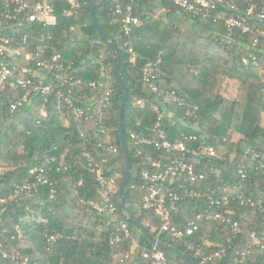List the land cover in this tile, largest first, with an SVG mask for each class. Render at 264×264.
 Wrapping results in <instances>:
<instances>
[{"label":"trees","instance_id":"1","mask_svg":"<svg viewBox=\"0 0 264 264\" xmlns=\"http://www.w3.org/2000/svg\"><path fill=\"white\" fill-rule=\"evenodd\" d=\"M48 1L55 7L58 24L51 28L35 26L31 48L46 44L50 54L56 50L62 54L65 62L74 63L78 70L77 77L84 82H105L112 88V105L106 112V124L117 153L105 165V173L107 176L118 174L117 190L111 197L117 204L126 171L119 135L123 90L114 73L112 50L103 42L91 20L92 6L102 0H75L81 7L78 15L70 19L63 15L64 10L71 7L70 0ZM114 2L111 0L107 7L97 9L96 16L109 39L118 47L121 73L129 89L124 127L131 159V176L126 209L134 219L158 236L156 229L160 219L155 210L136 209V205L143 204L144 198L143 192L132 188L134 183L141 181V160L129 134L131 130L152 128L159 114H162V124L170 140L179 142L186 136L196 135L207 144H212L217 151L225 149L224 155L211 159V162L195 156H188L187 159L197 165L200 173L207 175L202 188L214 191L217 198L225 194L234 197L227 205L219 207L224 216L231 220L230 224L214 219L219 209L210 208L205 200L198 198L174 205L173 226L184 230L190 222L196 221L198 230L190 240L201 248L204 255L226 249L225 256L215 264H264V254H260L255 246L257 240L264 237V161L245 154L246 150L264 154V127L261 125L264 86L250 81L253 70L257 68L251 56H256L259 68L264 69V47L253 46L255 34L241 36L240 32L236 33L231 45H226L220 37L226 34L223 21L214 23L212 20L193 18L171 0L133 2L134 15L140 19V24L142 22L143 26H149L141 42L139 25L133 27L130 37L124 34L119 17L111 12ZM237 4L238 12L228 10L229 16H241L248 24L256 23L255 29L264 31V19L260 17L264 0H239ZM252 6L254 9L250 13ZM221 9L227 10L223 4ZM164 10L168 11L166 19L157 16ZM1 12L0 9V15ZM19 30L21 34L30 32V28ZM43 36L46 37L45 42ZM260 39L264 45V39ZM128 41L138 55L135 64L129 59ZM160 53L163 62L155 84L160 91L175 92L186 101L185 106H180L174 100L167 103L159 92H154L143 81L142 68ZM102 56L106 59L102 60ZM245 58L249 59V64L244 62ZM94 61L99 63L95 65ZM106 73L110 75L108 80H104ZM225 78L237 80L240 84L235 100L224 99L220 94ZM80 92L90 91L86 88L75 89L77 95ZM135 98L145 99L146 106L134 108ZM49 99L46 117L41 114L45 101L43 97L34 99L33 105L18 109L12 117L10 104L14 98L9 92H0V162L12 163L5 174L0 172V195L14 193L15 187L46 155H62L70 149L67 159L72 165L71 175L59 177L55 201L49 199L50 188L46 186L0 207V244H3L4 251L20 256L16 262L3 258L0 253V264H29V261L31 264H147L145 255L153 245L131 223L128 225L138 235L139 247L128 259L126 255L131 249L129 241L109 244L108 237L113 226L105 215L88 203L100 198L99 183L93 173L76 165L73 160L76 156H83L86 151L101 162L113 152L99 147L103 140L97 137L94 123L75 122L68 112L69 126H64L58 109L59 97L52 94ZM79 130L84 132V137H81ZM233 132L244 137L233 141ZM5 143L13 151L7 160H4ZM55 146L59 150H55ZM21 148L23 153L19 152ZM149 154L157 158L167 157L154 149L144 148V157ZM243 168L248 170L245 179L240 174ZM239 193L246 196L245 203L235 198ZM252 202L263 209L253 206ZM27 207L35 213L32 214ZM207 214L211 215L209 219H206ZM199 215L201 217L198 219ZM117 217L124 219L119 211ZM234 223L238 224V229L233 226ZM58 235L60 237L56 242H48L49 237ZM158 237L162 243L176 250L161 249L169 264H188L182 254L189 256L195 264H200L194 253L188 250L187 240L176 239L171 233ZM252 249L254 251L249 253Z\"/></svg>","mask_w":264,"mask_h":264},{"label":"built area","instance_id":"2","mask_svg":"<svg viewBox=\"0 0 264 264\" xmlns=\"http://www.w3.org/2000/svg\"><path fill=\"white\" fill-rule=\"evenodd\" d=\"M134 1L130 0L129 3H125L124 0H115L111 8L112 14L119 17L123 32L127 37H130L134 26L140 25V19L133 13ZM171 1L176 6L186 10L193 18L212 20L214 23L223 21L226 26V34L220 37L228 46L233 43L236 33L240 32L241 36L255 34L253 46L264 47L260 39V37L264 39V31L255 29L256 23L248 24L245 18L241 16H229L228 10L238 12L237 2L239 0ZM70 3L71 7L63 12V15L68 19L76 17L81 7L75 0H70ZM221 4L225 5L227 10L221 9ZM0 9L2 11L0 15L2 20V24H0V58H2L0 61V92H9L14 98L10 104L11 116L13 117L18 109L33 105L34 99L43 97L45 101L41 107V114L46 117L47 107L50 103L49 97L56 94L59 97L58 109L61 114L69 112L75 122L94 123L97 137L103 140L99 143V147L113 153L101 162H97L90 153L84 151L83 156H76L73 160L76 165L94 174L99 183L100 198L88 203L94 210L105 215L109 224L113 226L108 237L110 245H117L124 241L131 243V249L126 255V259H128L139 247V237L130 229L127 220L118 219V202L116 204L111 200L112 195L117 190L118 174L107 176L105 173V165L109 164L113 154L117 153L106 124V112L112 105V88L105 82L87 84L77 77L78 70L74 63L65 62L62 54L56 50L50 54L46 44L36 45L34 49L31 48L32 30L35 26L51 28L58 24L55 7L49 1L0 0ZM253 9L254 6L249 9V12L252 13ZM260 17L264 19V7L261 9ZM22 28L24 30L30 28V32L25 31L21 34L19 29ZM45 38L43 36V42H45ZM216 39L219 40V38ZM126 46L130 54V62L135 64L138 55L131 47L130 41L126 43ZM251 58L255 67H259L256 56L252 55ZM101 59L104 60L106 57L102 56ZM162 62V53L156 59L147 61L142 68L143 81L154 92H159L167 103L174 100L180 106H185L186 101L178 97L175 92L160 91L156 86L155 81L159 76ZM244 62L249 64L250 61L245 58ZM98 63L93 62L95 65ZM109 78L110 75L106 73L104 80ZM85 88L90 92H80L79 95L75 93V89L82 90ZM102 93H104L103 96H101ZM145 106V99L135 98L134 108H144ZM153 109L158 112L157 108L153 107ZM163 118L164 115L159 114L158 120L152 128L131 130L129 134L136 154L141 160V181L134 183L132 188L138 192H143L144 198L143 204L136 205V209L139 211L141 209L155 210L160 219V224L156 229L158 236L171 233L176 239H185L188 250L194 253L200 264H215L225 256L226 249L204 255L201 248L190 240V237L198 230L197 222H190L184 230L174 227L172 208L177 202L200 198L205 200L210 208L217 207L219 209L220 206L227 205L231 199H234L227 194L217 198L214 191L202 188L201 184L206 183L207 175L200 173L197 170V165L187 159L188 156H195L211 162V159L218 157L219 153L212 144H207L196 135L186 136L183 141L179 142L170 140L162 124ZM79 133L81 137L85 136L82 130H79ZM144 148L154 149L166 154L167 157L157 158L152 154L144 157ZM54 149L59 150L57 146ZM69 150L67 149L62 155H46L38 166L30 170L28 177L15 187L14 193L8 196L0 195V207H4L10 201L17 200L24 194H30L46 186L50 188L49 199L55 201L59 177L69 173L71 175L72 165L67 159ZM245 154L253 159L264 161V154L255 150H246ZM0 172L2 175L5 174L2 168H0ZM247 173L246 168L240 170L242 179L246 178ZM235 198L240 199L242 203L247 201L244 193H239ZM252 205L262 208L261 205L254 202ZM27 210L32 214L35 213L29 207ZM200 217L201 215L198 216V219ZM210 217L211 215L207 214L206 219ZM214 219L231 223V220L226 218L220 209L215 214ZM233 226L238 229L237 223H234ZM158 236L156 237L159 238ZM59 237L60 235L51 236L48 242L54 243ZM255 246L260 254H264V237L258 239ZM252 251L254 250H250L249 253ZM0 253L5 259H12L16 262L20 260L18 253L10 254L4 251L3 244H0ZM145 257L148 259L147 264H169L166 255L157 245H153Z\"/></svg>","mask_w":264,"mask_h":264},{"label":"water","instance_id":"3","mask_svg":"<svg viewBox=\"0 0 264 264\" xmlns=\"http://www.w3.org/2000/svg\"><path fill=\"white\" fill-rule=\"evenodd\" d=\"M111 0H102L100 3H96L91 8V20L95 27V29L100 34L103 42L108 45L113 54V69L114 73L120 83L121 89L123 90V96L121 100V107H120V113H119V135H120V141L122 145V150L124 152L125 156V163H126V171L125 175L123 177L122 184L119 189V199H118V209L121 214H123L124 219L127 220L129 223L137 227L144 235L147 236L151 244L157 245L162 250H175L173 246L167 245L162 243L159 238H157L153 232H151L145 225L138 222L136 219L132 217V215L129 213V211L125 207L126 202V194H127V187L130 182V176H131V159L129 156L128 146H127V140H126V133H125V114H126V106H127V100L129 96V89L127 86V83L125 82L120 68V53L118 50L117 45L111 41L108 37V35L103 30L102 26L98 22L96 11L99 8H105L108 6L109 2ZM176 251V250H175ZM183 257L187 260L188 264H195L189 256L182 254ZM29 264H31V261H29Z\"/></svg>","mask_w":264,"mask_h":264},{"label":"crops","instance_id":"4","mask_svg":"<svg viewBox=\"0 0 264 264\" xmlns=\"http://www.w3.org/2000/svg\"><path fill=\"white\" fill-rule=\"evenodd\" d=\"M167 13H168V11L164 10L161 13H159L157 16H159L163 19H166ZM138 27L141 28V31H140L141 35L139 37V41L142 42V41H144L143 38L146 37V34L149 31V26H146V25L143 26V24L141 22V24ZM238 44L241 45L242 47L244 46V44H242V43H238ZM250 81L255 82V83H259V84L264 86V69L257 67L255 70H253V75H252ZM239 85L240 84L237 80L225 78L222 82V86H221V90H220L221 96L224 99H227L230 101L235 100L237 97V94H238ZM0 110H1V104H0ZM261 125H262V127H264V114L262 115V118H261ZM243 137H244L243 134L236 133V132L231 133L232 140H239V139H242ZM4 148H5V150H4L5 151V155H4L5 159L4 160H7V159H9V157L11 156L13 151H11L12 149L10 148L8 143H5ZM222 150H223V154H222ZM225 152L226 151L224 148H222L221 150L218 151L219 155H224ZM3 165L9 166L7 163H4V161L0 162V168H2ZM9 167H11V166H9ZM8 168L3 167L2 169L6 170Z\"/></svg>","mask_w":264,"mask_h":264},{"label":"rangeland","instance_id":"5","mask_svg":"<svg viewBox=\"0 0 264 264\" xmlns=\"http://www.w3.org/2000/svg\"><path fill=\"white\" fill-rule=\"evenodd\" d=\"M44 1H47L48 2V0H44ZM0 24H2V20L0 19ZM80 35H81V33H80ZM109 73V72H108ZM0 113H1V111H0ZM1 115V114H0ZM61 121H62V123H63V125L64 126H69V122H70V119H69V117L66 115V114H61ZM233 141H236V140H233ZM56 147V146H55ZM19 152L20 153H23V149L21 148V149H19ZM222 154H223V150H222ZM10 163V164H9ZM7 164L9 165V166H12V163L11 162H7ZM9 166H7V165H3V167L4 168H8ZM2 167V168H3ZM2 170H4V169H2ZM5 171V170H4ZM62 178H64V177H62ZM39 219H41V220H43L42 218H39Z\"/></svg>","mask_w":264,"mask_h":264}]
</instances>
